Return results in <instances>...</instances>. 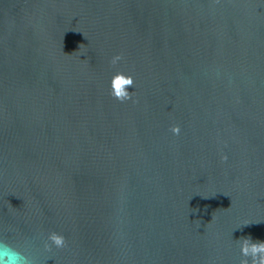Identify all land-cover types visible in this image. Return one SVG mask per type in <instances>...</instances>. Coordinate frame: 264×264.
I'll return each mask as SVG.
<instances>
[{"label": "water", "instance_id": "water-1", "mask_svg": "<svg viewBox=\"0 0 264 264\" xmlns=\"http://www.w3.org/2000/svg\"><path fill=\"white\" fill-rule=\"evenodd\" d=\"M249 236L264 0H0V239L36 264H240Z\"/></svg>", "mask_w": 264, "mask_h": 264}, {"label": "clouds", "instance_id": "clouds-1", "mask_svg": "<svg viewBox=\"0 0 264 264\" xmlns=\"http://www.w3.org/2000/svg\"><path fill=\"white\" fill-rule=\"evenodd\" d=\"M123 58L122 54L114 55L110 63L116 65ZM134 84L135 80L133 75L117 71L111 77L110 95L121 103L132 100L135 93L130 92L129 88L134 86ZM170 130L173 135L176 136L181 132V128L178 124L172 125ZM227 159V155L221 156L222 161H226ZM239 244L242 256L240 264H264V241H253L249 236L241 237L239 239ZM67 245L68 241L62 233L52 231L47 234L43 246L46 251H51L53 247L56 249H64ZM0 264H36V261L35 257L28 252L27 249L22 251L6 240L0 239Z\"/></svg>", "mask_w": 264, "mask_h": 264}]
</instances>
